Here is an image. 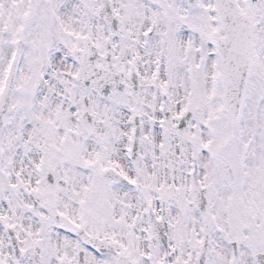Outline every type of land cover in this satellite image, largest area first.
Instances as JSON below:
<instances>
[{
  "label": "snow or ice",
  "instance_id": "snow-or-ice-1",
  "mask_svg": "<svg viewBox=\"0 0 264 264\" xmlns=\"http://www.w3.org/2000/svg\"><path fill=\"white\" fill-rule=\"evenodd\" d=\"M0 264H264V0H0Z\"/></svg>",
  "mask_w": 264,
  "mask_h": 264
}]
</instances>
